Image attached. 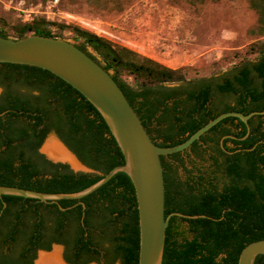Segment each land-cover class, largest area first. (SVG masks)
<instances>
[{
  "label": "trees",
  "instance_id": "trees-1",
  "mask_svg": "<svg viewBox=\"0 0 264 264\" xmlns=\"http://www.w3.org/2000/svg\"><path fill=\"white\" fill-rule=\"evenodd\" d=\"M247 1L257 17L253 32L264 36V0ZM66 28L78 47L111 72L159 146L183 142L220 113L264 111V40L252 45L253 60L239 61L218 75L188 80L181 68L166 66L78 25L42 16L17 24L10 32L2 24L0 35L64 38ZM172 83L178 84L166 85ZM0 85L1 185L75 192L124 163L96 108L50 71L1 62ZM247 123L249 130L239 118L225 117L188 149L161 155L165 215H190L170 216L162 264H237L246 244L264 238V113L251 116ZM51 131L93 171L75 172L66 163L46 158L39 148ZM0 197L21 202V212L35 214L38 231L45 215L55 217L58 228L65 220L71 222L76 230L71 245L77 256L106 255L119 258L121 264H138L137 203L124 171L80 199ZM254 264H264V255H258Z\"/></svg>",
  "mask_w": 264,
  "mask_h": 264
},
{
  "label": "water",
  "instance_id": "water-1",
  "mask_svg": "<svg viewBox=\"0 0 264 264\" xmlns=\"http://www.w3.org/2000/svg\"><path fill=\"white\" fill-rule=\"evenodd\" d=\"M1 62L36 66L50 71L70 84L103 117L123 154L124 163L114 166L100 179L79 191L41 192L0 184V194L18 195L50 202H56L59 199H80L99 188L116 172H126L132 181L137 203L138 264H162L166 227L170 216H190L180 212H171L165 215V188L161 155L188 149L195 140L225 117L239 118L249 130L248 119L253 115L264 113V111H252L248 114L238 111L223 112L210 119L183 142L172 146H159L151 139L111 72L74 42L65 38L39 34H29L22 38L0 35ZM49 139L58 142L74 158L78 166L73 167L69 162L55 159L46 153L44 144ZM39 151L53 162L68 164L75 172L93 171L54 133H49L46 136ZM60 208L63 209L61 206ZM55 246L59 247L54 244L50 250L41 249L38 253H48ZM260 254L264 255V238L246 244L239 254L237 264H254L256 257ZM62 260L65 264H70L63 258Z\"/></svg>",
  "mask_w": 264,
  "mask_h": 264
},
{
  "label": "rangeland",
  "instance_id": "rangeland-1",
  "mask_svg": "<svg viewBox=\"0 0 264 264\" xmlns=\"http://www.w3.org/2000/svg\"><path fill=\"white\" fill-rule=\"evenodd\" d=\"M37 16L78 25L181 68L188 80L253 60L252 45L264 40L253 32L257 17L247 0H0V25L9 32ZM62 36L75 41L67 28Z\"/></svg>",
  "mask_w": 264,
  "mask_h": 264
},
{
  "label": "flooded vegetation",
  "instance_id": "flooded-vegetation-1",
  "mask_svg": "<svg viewBox=\"0 0 264 264\" xmlns=\"http://www.w3.org/2000/svg\"><path fill=\"white\" fill-rule=\"evenodd\" d=\"M2 91L3 87L0 85V94ZM49 133L56 134L54 131ZM182 158L187 160L185 154ZM21 207V202L10 203L0 197V264H34L38 251L50 250L54 244L61 248L62 258L67 263L74 261L77 264H121L119 258L112 260L106 255H75L71 244L76 230L71 222L65 220L62 227L58 228L56 218L45 215L38 231L37 216L30 212H21ZM46 246L49 248L46 249Z\"/></svg>",
  "mask_w": 264,
  "mask_h": 264
},
{
  "label": "bare ground",
  "instance_id": "bare-ground-1",
  "mask_svg": "<svg viewBox=\"0 0 264 264\" xmlns=\"http://www.w3.org/2000/svg\"><path fill=\"white\" fill-rule=\"evenodd\" d=\"M44 151L55 159L69 162L73 167L78 166L74 158L54 139L46 141ZM61 256V248L55 246L48 253L40 252L34 264H65Z\"/></svg>",
  "mask_w": 264,
  "mask_h": 264
}]
</instances>
